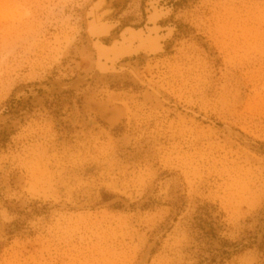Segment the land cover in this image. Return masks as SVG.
<instances>
[{
    "label": "rangeland",
    "instance_id": "obj_1",
    "mask_svg": "<svg viewBox=\"0 0 264 264\" xmlns=\"http://www.w3.org/2000/svg\"><path fill=\"white\" fill-rule=\"evenodd\" d=\"M263 210L264 0H0V264H264Z\"/></svg>",
    "mask_w": 264,
    "mask_h": 264
},
{
    "label": "bare ground",
    "instance_id": "obj_2",
    "mask_svg": "<svg viewBox=\"0 0 264 264\" xmlns=\"http://www.w3.org/2000/svg\"><path fill=\"white\" fill-rule=\"evenodd\" d=\"M101 5V4H100ZM96 8V7H95ZM94 9V8H93ZM98 11V7H97V9H95V11ZM99 12V11H98ZM98 12H95V13H98ZM101 12V11H100ZM156 13V12H155ZM100 16V15H99ZM158 16V15H157ZM152 17V16H151ZM152 18H154V15H153V17ZM94 19V18H93ZM99 19H100V17H99ZM93 21V20H92ZM93 25V24H92ZM98 25V24H97ZM101 25H103V23L101 24ZM94 26V25H93ZM157 27V26H156ZM105 28V29H104ZM155 28V27H154ZM102 29H104V30H106L107 29V27L105 26V27H103ZM102 29H100V32L99 33H102L101 32V30ZM157 29V28H156ZM91 30V29H90ZM108 30V29H107ZM93 31V30H92ZM103 31V30H102ZM104 33H105V31H104ZM169 33V32H168ZM168 33H166V34H168ZM101 35V34H100ZM103 35V34H102ZM133 35H131V37H132ZM167 36V35H166ZM157 37H158V35H157ZM158 39V38H157ZM153 40V39H152ZM155 40V39H154ZM128 41V40H127ZM99 43H100V41H99ZM127 43V42H126ZM98 44V43H97ZM97 44H96V46H97ZM118 45V44H117ZM152 46V45H151ZM153 47V46H152ZM159 46H157V48H158ZM111 54V53H110ZM115 56V55H114Z\"/></svg>",
    "mask_w": 264,
    "mask_h": 264
},
{
    "label": "trees",
    "instance_id": "obj_3",
    "mask_svg": "<svg viewBox=\"0 0 264 264\" xmlns=\"http://www.w3.org/2000/svg\"><path fill=\"white\" fill-rule=\"evenodd\" d=\"M260 222H264V210L260 212V218H259ZM256 241L252 242L251 244H255ZM264 244V242H263ZM224 253H228V251H224Z\"/></svg>",
    "mask_w": 264,
    "mask_h": 264
}]
</instances>
